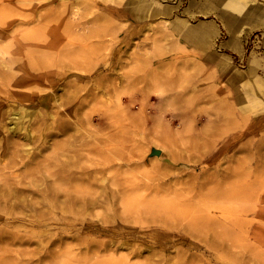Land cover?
I'll return each mask as SVG.
<instances>
[{
	"label": "rangeland",
	"instance_id": "obj_1",
	"mask_svg": "<svg viewBox=\"0 0 264 264\" xmlns=\"http://www.w3.org/2000/svg\"><path fill=\"white\" fill-rule=\"evenodd\" d=\"M9 3L12 6L0 9L1 32L15 31L19 40L3 41L0 35V52L22 64L25 75H46L34 84L36 97L53 95L69 103L63 108L72 121L91 116L95 122L82 125V130L97 136L95 119L104 116L102 143L86 154L97 168L103 153L108 188L104 207L89 216L77 215L65 221L68 225L51 223L43 230L27 227V234L20 233L7 246L0 243V249L9 250L5 259L0 252V264H264V110L252 107L244 121L238 102L233 100L232 107L225 98L232 91L225 78H218L225 73L205 61L210 53L215 62L227 63L228 56L230 64L224 69L234 75L241 70L255 89V78L264 83L263 28L241 35L239 54L223 47L227 31L213 7L200 9L204 0H164L172 9L168 22L178 16L188 25L198 20L214 23L218 34L207 52L182 40L171 26L166 31L154 26L147 32L131 19L106 17L88 0ZM67 4L78 7L79 17L92 20L85 34L69 16L61 15ZM86 7L93 8L86 11ZM96 15L105 18L95 22ZM33 18L38 22L12 27L13 21ZM131 27L137 33L126 40L124 34ZM30 88L29 84L16 89L10 75L0 76V104L7 99L22 104L13 95ZM87 92L97 95L87 98L78 112L77 103ZM25 104L31 111L53 114L54 120L59 117L58 108ZM140 111L142 115H137ZM37 120L33 116L29 127L38 136L42 121ZM245 127L250 134L242 137ZM49 132L55 135L56 129ZM73 132L64 139L81 135ZM64 139L45 137L48 143L34 151L39 156L32 168L56 174L61 154H73L68 144L59 149ZM228 141L233 142L229 148L210 161ZM242 188L251 194L246 203L235 197ZM117 190L131 200L125 212L120 200L112 198ZM205 214L211 217L206 222L210 225L194 227L200 215L207 218ZM70 224L92 229L80 234L58 229Z\"/></svg>",
	"mask_w": 264,
	"mask_h": 264
},
{
	"label": "bare ground",
	"instance_id": "obj_2",
	"mask_svg": "<svg viewBox=\"0 0 264 264\" xmlns=\"http://www.w3.org/2000/svg\"><path fill=\"white\" fill-rule=\"evenodd\" d=\"M5 1L6 3L0 0V9L12 6V3H9L10 0ZM88 1L92 2L97 11L104 12L105 14L103 15L106 17L117 18L121 16L124 19H131L135 24H141L139 27L145 28L147 32L154 31V26H161L164 31L171 26L172 29L174 28L172 32H177L182 40L187 41L188 44H193L198 50L211 51L212 40L218 34L217 28L212 22L198 20L197 24L188 25L178 16L173 18V21L168 22L167 20L171 16L172 9L164 3V0ZM261 1L204 0L205 5L200 9L208 10L213 7L214 16L221 22L228 34V40L224 42L223 47L235 50L241 54L243 49L241 35L246 34L247 31L250 32L256 27H261L264 30V3ZM194 2L195 0H190V3ZM54 3L55 1L51 2V4ZM84 3H86V0H84ZM92 8L86 7V11H90ZM77 10L78 7L67 4L63 8L61 15L63 13L65 18L69 16V21L75 23V28L85 34L86 25L92 23V20L89 21L84 19V17H79ZM89 14V12L86 13V15ZM206 15L208 13L204 14V16ZM105 16L96 15L94 20L95 22H100ZM39 18L38 16V21ZM38 21H35L34 18L31 21L28 19H24L21 22L13 21L12 27L24 26L29 23L34 24ZM71 22L67 23L71 24ZM136 33L135 28L131 27L124 34V38L129 40ZM0 35L3 41L19 40V36H17L18 34L15 31L2 34L1 26ZM210 55L206 57L205 61L208 63L214 62V66L217 69H222L220 71H223L225 75H219L218 78H225V85L228 84L232 89L230 93L225 95L226 100L229 101L228 105L232 106V101L236 100L239 104V116L244 121H247L248 111L252 107L261 106L263 111L264 83L261 82L260 78H255L253 83L256 86L254 85L255 89H253L246 78L247 74L244 75V72L239 70V73L234 75L224 69L226 64H230V58L228 56L224 57L227 61V63H224V60L215 62L213 54L210 53ZM255 61L250 63H254ZM24 70L23 65L18 64L17 60L6 58L0 52V76L10 75L13 78V85L16 89H21V87L29 84L32 86V88L26 91H21L13 95L14 97L18 96L19 100L23 102L22 104L14 102L15 100L13 99H7L5 104H0V243L5 244V246H7L8 241L12 238H18L20 233L27 234V227L43 230L44 227L50 226L51 223L68 225L65 221L70 218L75 219L77 215H81V217L89 216L93 210L104 207L105 196H107L106 188H108V185L105 184L107 178L102 169L105 165L102 159L103 153L101 152L102 156L100 155L101 161L95 163L98 166L97 168L92 167L86 154L88 148L97 143H102L103 126L105 124V121H103L104 116L100 115L99 118L95 119L99 125L97 136L82 130V125H90L95 122L91 116L84 114V121H72L71 114L66 115L65 109L63 108V105H69V103H62V101H59L53 95L49 97L47 94H42L36 97L38 92H32L33 88L37 89V85L34 84L39 83L46 75L31 74L29 72L25 75L26 72L24 73ZM79 74H74V76L84 80L85 76ZM215 76L216 73L213 76L214 80ZM223 87V85L219 86L221 89ZM256 87L258 92L255 91ZM9 92L11 91L7 93ZM96 95L97 93H85V98L79 100L77 103V111L79 112L81 110L87 98L95 99L94 97ZM6 97L10 96L6 94ZM48 98H51L52 105L49 104ZM29 101H32L33 104L36 103L37 107L44 105L46 108H58V111H60L59 117L54 120V115L51 113L47 114L44 111L38 110L31 111L25 104ZM74 110L76 111V108ZM137 115H142V111L138 112ZM33 116L38 118L37 121H42V127L38 136L33 135L29 127L30 120ZM26 118H29V121L25 120ZM51 129H56L55 135L49 132ZM42 131H47L49 135H44ZM72 131H74L73 134L76 132L81 135L79 137L73 135L71 141L64 139L65 137L69 139ZM249 134L250 131L247 127L241 132L242 137H247ZM99 135L100 138H98ZM57 136L64 139L59 149L63 150L67 147L65 144H68L69 148H73V154L67 157L61 154L63 159L58 164L56 174L45 169L40 171L32 168V164L36 163V159L39 156L34 151L48 143L45 141V137L51 139ZM230 142L228 141L224 144L211 157L212 160L210 161H214L215 158L224 153L229 148L228 146L233 143ZM241 148L243 149V147ZM112 194V198L120 200L121 207L122 205L124 206L122 208L124 212L125 208H129L132 205L131 200L126 196L128 195L127 193L125 195L123 192L117 190L112 191ZM250 196L251 194L246 188L235 192V197L240 203H246V200L250 199ZM263 198L264 196L261 199ZM44 208L47 210L45 211L46 213L43 212ZM98 215H101V213L99 212ZM205 215L207 218L202 219L200 215L198 224L193 223V226L196 227L200 223L210 225L209 223L206 224V222L210 221L211 217L208 214ZM43 216H47V218L41 220ZM212 219L213 221L216 220L215 218ZM58 229L63 232L70 231L80 234L90 231L92 228L91 226L84 225L75 227L74 224H70L69 227L64 226ZM194 229L198 230L199 228ZM104 231L108 230L106 229ZM35 234L36 232L33 235ZM5 246L0 249L3 259L7 258L9 252V250L5 249ZM24 261H29V259H25Z\"/></svg>",
	"mask_w": 264,
	"mask_h": 264
}]
</instances>
